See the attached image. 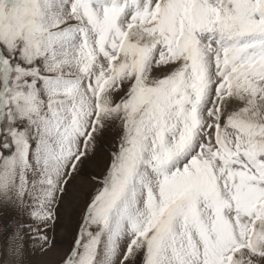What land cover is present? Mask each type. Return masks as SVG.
I'll return each instance as SVG.
<instances>
[{"label":"snow or ice","instance_id":"6c2138e0","mask_svg":"<svg viewBox=\"0 0 264 264\" xmlns=\"http://www.w3.org/2000/svg\"><path fill=\"white\" fill-rule=\"evenodd\" d=\"M0 264H264V0H0Z\"/></svg>","mask_w":264,"mask_h":264},{"label":"rangeland","instance_id":"374dc122","mask_svg":"<svg viewBox=\"0 0 264 264\" xmlns=\"http://www.w3.org/2000/svg\"><path fill=\"white\" fill-rule=\"evenodd\" d=\"M69 214L67 212H65V222L67 223V219H68Z\"/></svg>","mask_w":264,"mask_h":264}]
</instances>
